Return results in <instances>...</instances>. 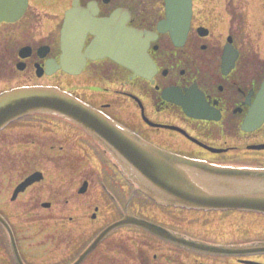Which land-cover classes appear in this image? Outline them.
I'll list each match as a JSON object with an SVG mask.
<instances>
[{
    "label": "flooded vegetation",
    "instance_id": "obj_1",
    "mask_svg": "<svg viewBox=\"0 0 264 264\" xmlns=\"http://www.w3.org/2000/svg\"><path fill=\"white\" fill-rule=\"evenodd\" d=\"M160 1L82 0L81 4L87 7L95 2L101 18L126 9L131 16L130 27L155 33L164 18ZM219 1L193 0L191 31L184 46L176 48L169 34L160 35L150 44L148 54L155 66L151 80L135 77L132 71L110 60L96 64L89 62L85 73L96 76L98 83L102 80L108 87L80 99L170 153L214 165L264 167V149L254 148L264 145V125L253 132L243 130L264 85V56L250 33L254 32L253 26L264 31V0ZM219 5L224 7L222 13L218 11ZM20 36L23 43L18 48L19 53L23 48L31 50L30 58L25 60L26 69L45 66L48 60H59V39H40L30 32H23ZM182 104L206 118L200 120L189 116ZM108 172L106 183L96 170V206L93 213L84 217L92 220L96 216L93 219L96 236L128 214L206 243H241L236 224L232 226L231 239L221 230L232 214L168 209L163 212L165 220L147 216L146 209L150 206L156 208V205L136 191L116 168L112 167ZM40 186L28 190L32 189V192ZM42 192L43 196L50 195L46 189ZM51 195L52 198L59 197V194ZM35 202L34 199L32 203ZM40 204L45 209L51 203H41L39 199L34 206ZM178 212L183 215L178 216ZM218 220L219 227L211 229ZM187 224L201 225L209 235H197L192 228L188 230ZM105 245L104 241L90 258L99 257L101 247ZM183 253L186 255L185 264L261 263L256 257L219 258Z\"/></svg>",
    "mask_w": 264,
    "mask_h": 264
},
{
    "label": "water",
    "instance_id": "obj_2",
    "mask_svg": "<svg viewBox=\"0 0 264 264\" xmlns=\"http://www.w3.org/2000/svg\"><path fill=\"white\" fill-rule=\"evenodd\" d=\"M165 2L167 19L161 24L160 32L170 33L176 45L182 46L190 28L192 0ZM72 5V10L65 15L61 32L60 64L49 61L47 75L63 70L77 76L84 70L88 59L96 61L104 58L130 67L140 75L146 74L151 67L146 55V43L151 36L144 39L141 32L129 29L128 20L121 12L103 21L96 19L94 6L83 9L79 0H74ZM28 8L29 0H0V25L18 22ZM88 36L94 40L84 52ZM19 69L23 70L22 67ZM38 75L41 77L43 74ZM34 114L57 116L82 128L111 155L123 175L153 202L195 210H238L264 214V168L212 166L164 152L57 88H21L0 95V132L8 125ZM263 123L264 86L244 130L254 131ZM40 180V174L30 178L16 191L15 197ZM85 190L86 185L81 193ZM0 221L9 232L17 264H24L10 227L1 217ZM124 226L139 227L167 242L202 254H264V243L238 247L213 246L125 216L96 238L75 264H82L104 239Z\"/></svg>",
    "mask_w": 264,
    "mask_h": 264
},
{
    "label": "rangeland",
    "instance_id": "obj_3",
    "mask_svg": "<svg viewBox=\"0 0 264 264\" xmlns=\"http://www.w3.org/2000/svg\"><path fill=\"white\" fill-rule=\"evenodd\" d=\"M29 1L30 8L44 15L41 29L39 26L37 29H34V32L38 35L47 36L54 28L55 19L65 15L69 10L67 7L72 2V0ZM218 3H220L219 0ZM217 8L219 12H223L224 7L222 5H219ZM24 25H26V22L16 26H4L0 30V62L5 58L7 63L11 64L10 66H12L13 62L15 66L16 60L13 59V54L6 51L14 52L15 48L19 46L20 40L23 41L20 35L17 36V31ZM252 28L254 32L250 31V33L256 43H258V47H261L262 54L264 55V31L258 29L257 26H253ZM16 37L19 40L15 39ZM14 66L12 67L14 68ZM4 76H6V73ZM97 84L92 76L88 74L85 77L83 75L82 77L66 76L63 78L56 76L52 79L45 78L39 80L35 77L33 70H30L23 74H18L15 80L0 82V93L30 85H41L45 87L58 86L64 91L85 98L97 90ZM87 86L93 90L87 89ZM98 90L102 92L103 86L102 88L99 86ZM44 117H31L25 121H20L12 125L8 131L3 132L0 135V155L8 152L9 149H13V145L11 144L13 139L16 138L15 142H17L19 138L26 136L25 134L34 132L41 136H52V139L61 142L68 149H64L66 153H72V157H79V160L77 159L78 162H81V157H83L82 165L76 173L69 174V171L68 173L65 171L66 174H64L63 170L59 171L61 169L53 166L54 163L52 161L36 160L35 162L40 164L39 166L47 172L45 173V180L43 182L46 186L42 185L32 192V189H30L20 194L16 203L12 202L10 197L17 185L18 175L0 177V215L11 225L25 264H71L83 252L84 246L89 245L96 235V222L91 223V221L88 220L87 222L84 219L86 215L93 213L94 206H96V170L101 174L102 179L108 183L107 176H104L105 172L103 170L104 168H111L114 164L110 156L79 130V128L61 122V120L58 121V124L55 118L49 119L47 117L49 122L56 121L59 125L47 129L39 124L47 120ZM33 151L32 146L28 145H20L13 149V152L17 153L16 156L18 158H25L31 155L29 152ZM52 154V157L58 158L56 153L52 152ZM66 161V159H59L58 163L64 167L68 163ZM19 168V170L24 171L26 166L24 164L23 166H19ZM86 181L90 183L89 191L81 197L79 190ZM43 189L56 191L59 193V197L43 196ZM98 198H102L101 195ZM34 199L36 202L40 199L41 203H51L52 208L45 210L40 204L38 205L40 207L37 206L39 209L36 210L37 207L34 206L36 202L32 203ZM25 201H27V204ZM33 210L35 212L39 211V213H29ZM145 214L161 220H165L164 217L166 216L162 210H155L152 207L146 209ZM181 214L183 213H177L178 216H182ZM166 220L168 219L166 218ZM220 220L216 221V223L214 222L211 229L218 228L219 223L217 222ZM234 224L238 225L240 229L238 232L243 234L244 237H242L244 239L251 237L252 239L250 240L264 241V216L247 214L228 218L226 226L221 229L225 231L227 237L231 236ZM188 227V230L192 228V231L197 235L203 236L206 233V235H209L205 227L201 225H188ZM114 242L118 243V246L124 250H132L137 256L150 257L153 264H182L181 260H184L186 257L185 253L174 246L161 245L162 243L160 244L156 239L153 240L143 232L124 228L117 232L107 245L103 247L104 257H109V259L113 260L110 264H139L134 259L130 260L127 258L126 260L117 252L109 251L107 248H111V244ZM258 259L264 264V256H259ZM0 264H16L11 257V249L6 232L1 225Z\"/></svg>",
    "mask_w": 264,
    "mask_h": 264
},
{
    "label": "trees",
    "instance_id": "obj_4",
    "mask_svg": "<svg viewBox=\"0 0 264 264\" xmlns=\"http://www.w3.org/2000/svg\"><path fill=\"white\" fill-rule=\"evenodd\" d=\"M10 65L11 64L7 63V61L0 62V73L3 74V75L6 73V76H1L0 75V79L6 80V79L12 78V76H13L12 73L13 72H12V66H10ZM18 141L24 142V143H32L34 141H36L38 144H42L43 143V141L41 139H36L35 137H30V136L26 137L25 139L18 140ZM50 142L54 143L53 140H51ZM14 166H15L14 162L8 156L0 159V170L2 172H6V171L10 170ZM67 168L72 169V168H75V167H73V165H71V166L68 165ZM124 254L126 255V252H124ZM92 264H101V263H99L98 261L95 260L94 263H92ZM146 264H149L148 260L146 261Z\"/></svg>",
    "mask_w": 264,
    "mask_h": 264
}]
</instances>
